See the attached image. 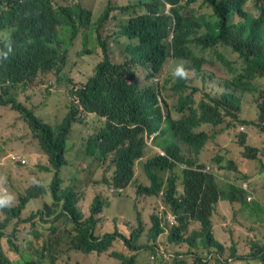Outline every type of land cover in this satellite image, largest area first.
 Returning a JSON list of instances; mask_svg holds the SVG:
<instances>
[{
    "label": "trees",
    "instance_id": "trees-1",
    "mask_svg": "<svg viewBox=\"0 0 264 264\" xmlns=\"http://www.w3.org/2000/svg\"><path fill=\"white\" fill-rule=\"evenodd\" d=\"M116 1L93 19L92 11L80 4L56 8L55 0H0V107L19 113L38 140L30 146L10 130L0 145L22 155L28 164L29 156H37L31 166L43 172L47 181L22 189L21 169L26 166L15 163L19 175L9 178L6 192L0 185V200L8 199L0 206V264H79L76 255L93 253L98 259L106 256L120 264H138L141 251L152 256L150 264H264V105L258 109L264 94L256 102L257 120L238 119L239 112L230 111L236 94L228 107L203 112L195 125L219 127L228 116L245 129L220 128V135L232 131L236 137L237 131L243 132L237 139L239 145L231 149L220 136L217 153L199 156L202 149L185 137L207 142L209 136L176 133L190 116L175 121L167 115L166 101L164 106L156 101L162 90L150 84L168 55L164 42L172 33L173 19L175 52L187 57L179 47L190 18L213 20L215 16L217 32L207 36L205 43L228 48L242 61L241 73L263 79L264 20L242 12L245 0ZM197 2L206 4L212 14L189 15V6ZM113 11L131 15L107 33L109 22L118 20L111 17ZM96 53L97 63L93 65L91 59L81 64L76 78L75 57ZM138 67L146 73L143 78ZM51 72L52 79L65 86L49 116L52 125L18 100L20 91L31 90ZM47 83L48 79L43 89H50ZM182 108L180 97L177 110ZM157 132L167 135V147L161 148L165 156L156 153L152 141L149 144ZM247 139L261 142L256 147L244 145ZM176 140L188 145L190 156L173 147L178 148ZM80 149L84 156L78 153ZM234 151L255 166L252 174L239 170ZM139 164H144L146 183L134 176ZM207 168L209 172L200 171ZM164 170L175 173L165 181ZM233 180L239 185L230 184ZM242 182L249 183L256 201H247ZM162 190L166 199L159 197ZM127 195L133 220H121L112 211L113 201ZM39 201L42 206L34 208ZM220 202L228 203L224 205L228 208L219 212ZM147 207L152 212L145 216ZM168 215L175 217L173 226L167 222ZM61 222L72 227V236L63 231ZM216 226L224 241L218 239ZM23 231L26 237L21 239ZM118 244L127 251L116 252Z\"/></svg>",
    "mask_w": 264,
    "mask_h": 264
},
{
    "label": "rangeland",
    "instance_id": "rangeland-1",
    "mask_svg": "<svg viewBox=\"0 0 264 264\" xmlns=\"http://www.w3.org/2000/svg\"><path fill=\"white\" fill-rule=\"evenodd\" d=\"M120 4H123L124 0L119 1ZM109 3H111L112 6H115L117 3L116 0H55L54 6L57 7H66L70 8L77 4L82 5L83 7L88 8L93 13V19H98L101 14L106 10ZM246 10L253 14L254 16H259L260 12L258 11V5L256 0H249V2L246 5ZM189 15H194L195 17H199L201 15H211L212 11L210 8L202 3L197 2L189 6L188 8ZM129 13H121L119 11H113L111 13L112 16H117L118 20H111L109 24L107 25V33L111 32L113 27H115L120 21L130 17ZM69 35H67L68 37ZM79 49H81V46H79ZM72 51V50H71ZM98 55L97 53L89 54L87 56L82 57H75V63H74V71L73 74L77 73V68L81 64H86L91 59L94 63H97ZM198 58H204L206 60V64L203 67V76L201 78L197 77L198 82L201 83H192L191 82V88L193 86H200L202 88V92L205 93L209 91L211 94H217V84L220 83L222 85L224 81L228 77V72L230 68L236 69V72H242V61L237 59V56L232 53V51H229L228 48L223 46H218L214 49L207 50L203 52L202 54H198ZM225 60H229L232 62L233 65H229L225 63ZM177 63L175 62H169L168 66L166 67L167 75L164 78L163 87L166 88L168 85H172L174 82L170 79V69L175 66ZM169 71V73H168ZM137 72L141 78L145 76V71L143 68L138 67ZM169 74V75H168ZM54 75V72H51L43 81H37L33 86L31 90H25L20 91L18 93V100L22 102L25 106L31 109H36L38 111L34 112L35 115L41 119H43L41 116L48 118L47 120L43 121L45 123L51 124L52 119L49 117L51 116L53 109L55 108L56 98H62L63 92L65 91V86H61L58 84L54 79H52V76ZM194 75V74H193ZM76 78L79 77L78 74L75 75ZM48 79V82L46 84V87L50 85V89H43L44 81ZM79 80V79H76ZM167 81V83H166ZM253 86L258 88V91H255L252 94H246L244 97V101H251L253 103H256L257 101L261 100V92L264 94V78L263 79H255L252 81ZM222 89L220 88V91ZM41 115V116H40ZM50 121V122H49ZM239 122H234L230 118H224V122L222 125L219 126V129L227 126V125H233L234 128H239L241 131H243V126H240L238 124ZM52 125V124H51ZM27 123L20 117V115L11 110L9 107H0V140H2V144L6 140V135L8 131L13 130L17 131L20 136H23L24 139L29 143L30 146H33L35 143H38V140L36 139V135L29 131ZM81 129H77V131H80ZM164 130L167 131L166 124L164 125ZM77 131L73 132L74 136L77 133ZM237 131V138L235 137L234 133L231 131L230 134L223 133L219 135V141L220 136L223 141H227V146L231 147V149H236V146L239 145L237 143V139H239L240 135L243 134V132ZM229 134V135H228ZM160 147H167V135L161 136L159 135V132L156 133V137L153 134L151 136V140L149 141V144L151 141H153ZM261 141H252L250 139H247L246 143L244 145H249L254 143V146H258ZM231 143H236L235 146L231 145ZM210 149L213 153H217L219 151L218 145L210 146ZM80 155L84 156L83 150L80 149L78 152ZM237 151H234V157L236 161V165L238 166L239 170L244 171L245 173H248V175L252 174L255 171V166L251 163V161H246L244 159H241L238 157ZM11 154H18V153H12L7 150V147H4L3 145H0V185L3 186V189H6L5 185L9 183V178L14 179L15 175H19V169L15 168V163L11 160ZM165 154V152H163ZM20 155V154H18ZM22 156V155H20ZM71 154H68V158H70ZM31 164H28L26 167L21 169L23 172V175L21 176V183L20 186L22 189L28 188L29 186L36 184L38 182H44L47 181L44 179V174L41 171H38L34 169L31 165H34L37 161V156H29ZM211 171H214V167H211ZM143 173V165H138L134 169V176L139 181L141 180ZM162 176L164 178L169 176V171L162 172ZM230 184L239 185V183L235 182L233 180ZM251 194V200L256 201L255 195L252 189H250ZM264 192V191H263ZM48 200V197L45 198ZM129 196L127 195L126 198L123 197H117L112 204V211L114 215H117L121 218V220H133L135 217V214L131 211L132 207L130 205ZM248 201V200H247ZM249 202V201H248ZM252 202V201H251ZM225 204L228 203H221L219 204V212L220 208H228L224 207ZM42 206V201H39L37 205L34 206V208H40ZM83 208H81V211ZM84 212H88V208L84 207ZM152 212V209L147 207L144 211L145 216H148ZM224 212V211H223ZM108 214V212H107ZM222 214V213H220ZM169 216V215H168ZM167 216V218H168ZM168 220V219H167ZM63 225V231L68 234V236L73 235L72 227L69 224ZM100 231V230H99ZM216 235L220 241H224V234L219 230L218 226H216ZM21 239L26 237V231H23L22 234H20ZM69 240V239H68ZM116 252H126L127 250L124 248L122 244H118L116 248L114 249ZM84 254V253H83ZM80 257V258H79ZM76 255L75 259L78 258L79 264L84 263L85 261H88L89 264H120L115 258H108L106 256L101 257L98 259V255L93 253L90 255ZM152 261V256L146 252L141 251L138 255V264H150ZM74 262V261H73ZM158 263L161 262L160 259L157 261ZM154 264V262H153Z\"/></svg>",
    "mask_w": 264,
    "mask_h": 264
},
{
    "label": "clouds",
    "instance_id": "clouds-1",
    "mask_svg": "<svg viewBox=\"0 0 264 264\" xmlns=\"http://www.w3.org/2000/svg\"><path fill=\"white\" fill-rule=\"evenodd\" d=\"M248 2L249 0H245V2L243 3L241 7L242 12L256 21H260L262 19L264 20V0H256L257 5H258V11L260 12L259 16H254L253 14L249 13L246 10V5ZM190 20L191 22L188 23V27L185 30V33L187 35L180 42L181 45L179 47L181 49H184L189 54V56L187 57L178 56L175 52V40H176L177 29H176V20L174 18L172 21V33L169 39H167L164 42L168 50V55L163 61L159 69L158 75L155 78H153V80L150 81V84H154L156 87L162 90V93L158 96L156 101L162 106L165 105V101H166L165 113L167 115L173 116L175 121L181 120V119H184L190 116V119L188 120V122H186V124L181 127L182 130L180 128V130L176 131V133L182 134L183 131H186L190 133L191 135L197 137L198 135H196L194 132L196 133L205 132L209 136V139L207 142H204L203 139L202 140L199 139V141L198 140L196 141L195 139H191L190 137H185L192 145L196 146L197 148L202 149L201 152L199 153V156H203L208 153H213L210 149V146L217 145L216 141L218 140L219 135H220L218 134L219 127H214L212 124L201 123V124L195 125L196 120L199 118V116L203 112L213 110V109L228 107L230 105L232 95L236 94L237 101L235 104H232L230 106V111L232 113L239 112L238 119L247 118L248 120L254 117L257 120L258 119V109L261 110V107L264 105V102L260 101L258 103V109H257L256 103H253L251 101H244V97L246 94H252L255 92L257 87L253 86L252 84V81L255 79L248 78L244 73L236 72V69H233V68H230L229 70H227L228 77L224 81V83L222 85H220V83L217 84V88H216L217 94H211L209 91L203 93L202 88L200 86H193L192 88L190 87L191 82L192 83L202 82V81L198 82L197 77L203 79L202 78L204 74L203 67L206 64V60L204 58H198L196 53L201 49H206V50L214 49L213 45L210 46L207 43H205V39L207 36L214 34L215 31L217 32V26H218L216 16H215V19L213 20H197L193 18H190ZM170 61L177 63L175 66H173L170 69V79L174 83L164 88L162 85L164 82V78L167 75V72L165 69L168 66V63ZM225 63L229 65H233L232 62H230L229 60H225ZM174 84L177 87L176 91H174V86H173ZM220 88L222 89L221 91H220ZM180 97L184 100V108H182L181 112L177 110V104H178ZM220 113L224 115V111L221 110ZM224 118H230V117L225 116ZM164 125L165 124L162 123L163 128H164ZM170 134L173 135V133H170ZM154 135L156 137V134ZM175 142H176L175 145H178V148L175 146L173 147L177 151L183 150L186 155L188 156L191 155L187 144H184L177 140ZM152 144L154 146V150L156 151L158 155L165 156V154H163L164 151L161 149L162 147L159 148L158 146H155L154 140L152 141ZM13 156L19 157L21 160L22 159L26 160V158L18 154H11V160L14 163H20L23 166L28 165V163L23 164L21 163V161L14 160ZM179 166L182 169H188L186 165L180 164ZM143 171H144V167H143ZM165 171H169V170H164L162 172H165ZM176 171H179V169L175 170V172ZM200 171L209 172V168L201 169ZM174 173H171L169 171V176L164 178V180L166 181L169 177H173ZM210 173H214V172L211 171L210 169ZM142 177L143 178H141L140 182L146 183L145 177L143 175ZM228 183H229V180H228ZM178 190H181L180 186H178ZM3 192H6V189H3ZM254 195H255L254 200H256V194L254 193ZM159 197H162L165 199L167 198V194L165 190H162L160 192ZM6 203H8L7 198L0 200V206ZM169 216H173V215H169ZM168 223L170 226H173L175 224V217H174L173 224H171L170 222Z\"/></svg>",
    "mask_w": 264,
    "mask_h": 264
},
{
    "label": "built area",
    "instance_id": "built-area-1",
    "mask_svg": "<svg viewBox=\"0 0 264 264\" xmlns=\"http://www.w3.org/2000/svg\"><path fill=\"white\" fill-rule=\"evenodd\" d=\"M13 159L16 160V161H21V163L25 164L26 163V160L25 159H20L19 157H16V156H13ZM241 189H243L246 193H248V197H247V200L249 202L253 201L251 200V188L249 186V184L247 182H243L241 185H240ZM168 222H170L171 224L174 223V216H168Z\"/></svg>",
    "mask_w": 264,
    "mask_h": 264
}]
</instances>
